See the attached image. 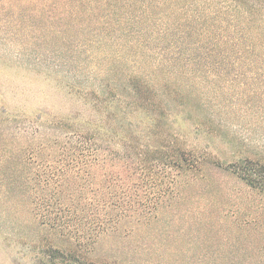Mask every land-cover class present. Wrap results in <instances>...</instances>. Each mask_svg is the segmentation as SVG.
I'll list each match as a JSON object with an SVG mask.
<instances>
[{
    "label": "rangeland",
    "instance_id": "obj_1",
    "mask_svg": "<svg viewBox=\"0 0 264 264\" xmlns=\"http://www.w3.org/2000/svg\"><path fill=\"white\" fill-rule=\"evenodd\" d=\"M89 6L50 0L44 16L33 20L37 27L0 16V107L10 106L16 116L7 142L27 145L23 129L33 127L40 111L53 118L87 109L76 88L99 87L106 79L115 84L117 76L143 71L161 85L177 75L179 95L167 98L173 131L198 164L177 176L174 196L149 221H123L93 246L81 249L71 240L70 249L86 254L87 264H264V198L229 169L246 156L264 158V98L233 99L243 90L263 95L264 84L227 85V71L264 75V68L227 70L229 2L115 0L111 8ZM263 14L264 0L256 23ZM255 27V36L264 38V24ZM57 240L30 214L21 189L0 186V264H42L46 246L59 247Z\"/></svg>",
    "mask_w": 264,
    "mask_h": 264
},
{
    "label": "trees",
    "instance_id": "obj_2",
    "mask_svg": "<svg viewBox=\"0 0 264 264\" xmlns=\"http://www.w3.org/2000/svg\"><path fill=\"white\" fill-rule=\"evenodd\" d=\"M48 1L0 0V16L10 21L23 18L27 26L37 27L33 20L44 16ZM64 1L78 8L90 4L95 11L111 8L115 0ZM227 1L233 28L228 38L227 70L236 66L264 68V53H259L264 50V38L254 34L255 26L264 24V14L258 18L261 24L255 21L263 0L261 4L258 0ZM250 2L252 7L245 9ZM37 4L43 6L42 11L22 10ZM96 15L103 20L102 15ZM44 26L51 31L50 23ZM104 39V43L108 41ZM241 45L245 50L239 51ZM191 64L187 61L185 65ZM232 72L227 71V85L238 83L244 89L264 84L262 74ZM176 77L172 75L161 85L152 74L136 71L117 76L115 84L106 79L99 87L76 88L87 109L53 118L40 111L33 127L23 129L29 137L27 145L7 142V127L16 116L10 113V106L2 104L0 186L21 189L38 225L61 240L56 242L61 243L59 247L46 246L42 264H87L86 254L70 249L71 240L83 249L123 221H149L174 196L177 176L198 164L194 151L173 131V108L167 98L179 95L175 89L179 84H173ZM263 98L264 94L244 90L233 96L235 100ZM229 169L264 198V158L246 156Z\"/></svg>",
    "mask_w": 264,
    "mask_h": 264
}]
</instances>
